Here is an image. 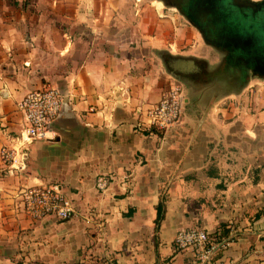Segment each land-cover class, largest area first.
Wrapping results in <instances>:
<instances>
[{
  "label": "crops",
  "instance_id": "1",
  "mask_svg": "<svg viewBox=\"0 0 264 264\" xmlns=\"http://www.w3.org/2000/svg\"><path fill=\"white\" fill-rule=\"evenodd\" d=\"M141 3L0 0V149L22 132L26 95L48 84L64 98L49 139L30 146L24 173L9 175L0 155V264H197L194 251L175 246L189 229L233 237L214 264H264V79L225 81L221 53L191 29L171 42L132 32L136 16L147 17L131 15ZM180 58L220 74L183 82ZM176 82L186 106L163 139L148 111ZM105 174L118 179L99 193ZM54 183L73 216L31 219L22 193Z\"/></svg>",
  "mask_w": 264,
  "mask_h": 264
},
{
  "label": "built area",
  "instance_id": "2",
  "mask_svg": "<svg viewBox=\"0 0 264 264\" xmlns=\"http://www.w3.org/2000/svg\"><path fill=\"white\" fill-rule=\"evenodd\" d=\"M186 92L183 85L176 82L163 94L161 100L148 111L150 126L154 132L164 135L181 120L186 106ZM64 98L54 86L45 84L18 103L23 115L22 132L15 138L13 147H2L0 155L9 175L26 171V161L30 146L37 141L49 139L51 126L61 115ZM118 178L112 174L100 175L96 189L105 193ZM122 184L127 185L130 176H122ZM24 212L35 221H43L54 216L59 221H67L73 216L72 203L63 187L54 183L26 189L21 195ZM230 239L214 240L210 233L200 229L180 231L175 238L178 250L191 249L196 254L197 264H214L217 252L227 248ZM235 264V263H234Z\"/></svg>",
  "mask_w": 264,
  "mask_h": 264
},
{
  "label": "flooded vegetation",
  "instance_id": "3",
  "mask_svg": "<svg viewBox=\"0 0 264 264\" xmlns=\"http://www.w3.org/2000/svg\"><path fill=\"white\" fill-rule=\"evenodd\" d=\"M166 7L175 8L176 12L188 23L189 29L201 35L207 45L223 54V61L227 63L226 80L230 83L244 85L252 77L264 79V55L251 53L245 46L234 45L235 38L222 34L224 16L234 11L249 13H264V0H237L242 2L239 8L234 5L235 0H162ZM249 52V53H248ZM186 61V70L178 71L179 80L187 83L204 82L212 79L220 71H208V62L191 58H181ZM190 61L195 67L190 66ZM222 72L221 74H223Z\"/></svg>",
  "mask_w": 264,
  "mask_h": 264
},
{
  "label": "rangeland",
  "instance_id": "4",
  "mask_svg": "<svg viewBox=\"0 0 264 264\" xmlns=\"http://www.w3.org/2000/svg\"><path fill=\"white\" fill-rule=\"evenodd\" d=\"M154 1L155 0H142L141 6L135 4L132 5L131 15L134 13L135 17L138 11L141 12V15L143 13L147 15V17H144L143 15L136 16L134 22L131 23L132 32H143L147 35L149 33H153L151 35H163L165 40L169 38L167 42H171V38L174 35H190L188 33V23L178 12L175 11V8L164 7L161 10H158L156 6L160 3L156 2L154 4ZM153 17H156V23L152 21ZM143 20H145L146 23L145 26L141 28L140 21ZM221 32L225 35L255 36L257 42L264 43V13L246 16L244 11H234L232 14L224 16ZM140 33H133V35H140ZM174 50L179 52L187 51L186 48L183 50L175 48ZM258 53H260L259 50ZM221 55L223 57L222 53Z\"/></svg>",
  "mask_w": 264,
  "mask_h": 264
},
{
  "label": "water",
  "instance_id": "5",
  "mask_svg": "<svg viewBox=\"0 0 264 264\" xmlns=\"http://www.w3.org/2000/svg\"><path fill=\"white\" fill-rule=\"evenodd\" d=\"M242 2H237V0H235L234 5H236L237 8H239V10H241L242 8H240ZM254 14H258L257 12ZM245 15H250L249 13H245ZM227 36V35H226ZM231 39L235 38L234 41V45H238V46H245L249 52L253 53V54H257L258 50L260 51L259 54H261L262 56L264 55V43H259L257 42V39L255 36H251V35H230ZM248 52V53H249ZM258 55V54H257ZM175 62H178L179 64L182 63L183 65L186 66L187 62L180 59H176ZM193 61H190V63H192ZM189 63V64H190Z\"/></svg>",
  "mask_w": 264,
  "mask_h": 264
},
{
  "label": "trees",
  "instance_id": "6",
  "mask_svg": "<svg viewBox=\"0 0 264 264\" xmlns=\"http://www.w3.org/2000/svg\"><path fill=\"white\" fill-rule=\"evenodd\" d=\"M164 213V203H163V201L162 202H160V204L158 205V218H157V220H156V231H157V229L159 228V226H160V222H161V220H162V218H163V214Z\"/></svg>",
  "mask_w": 264,
  "mask_h": 264
}]
</instances>
